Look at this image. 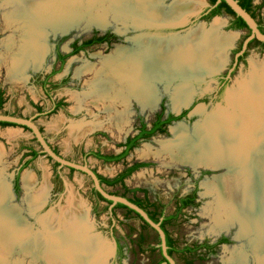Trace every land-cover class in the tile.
Listing matches in <instances>:
<instances>
[{
  "label": "rangeland",
  "instance_id": "1",
  "mask_svg": "<svg viewBox=\"0 0 264 264\" xmlns=\"http://www.w3.org/2000/svg\"><path fill=\"white\" fill-rule=\"evenodd\" d=\"M173 1L161 0V4L167 9ZM190 1L192 6L190 12L205 8L208 2V0ZM6 2L8 0H0V56L4 57L3 62L2 59L0 61V87L4 91V104L0 111L34 117L45 138L60 155L70 161L87 164L105 177L115 175L127 164L146 163L145 166L132 172L125 179V184L129 188H145L149 200L167 205V214L173 212L174 198L177 195L188 193L196 187L198 205L184 209L182 214L167 226L168 232L180 246L193 245L204 239L214 241L221 236L227 237L228 240L219 245L215 253L200 251L196 254H175L174 260L177 264H186V260L191 264H264V259L260 261L262 258L260 259L259 254L251 248L252 236L239 234L237 221L224 225L226 220L213 217L217 213L215 210L218 211L215 203L217 191L209 189L207 184L214 182V177L223 175L225 169L182 162L172 156L175 150L170 146L175 139L171 131L173 127L182 124L192 132V129L208 114L227 106L225 98L228 91L248 77L253 60L261 63L264 80V48L251 46L244 59L239 62L221 96L218 98L213 96L217 86L215 77L230 66L234 57V48L246 35L247 30L230 29L228 22L231 16L222 12L215 17L221 21L219 29L224 35L232 33L234 37L227 46L225 63L221 68L187 80L178 78L169 84L164 80L154 81L156 97L150 99L148 105L142 106L141 102L131 97L125 105L116 100L108 108V100L95 98L93 95H96V92H92L93 85L97 84L95 72L101 67L102 60L112 56L115 51L135 48L138 38L148 37L143 36L141 34L143 32L171 35L176 30L156 27L140 30L138 27L142 24L134 23L132 16L124 19L112 15L106 16L104 25L89 23L87 19H82L71 23L72 25L64 30L46 27L39 41L43 47L41 59L37 63L28 60L29 63L24 66L26 68L23 67L24 71L18 72L17 75L19 73L20 75L16 79H10L12 76L11 73L8 74L10 71L7 64L12 52L8 48L9 36L13 34L19 43L22 30L19 28L16 31L8 24L4 14L11 10V5ZM255 2L258 4L261 0ZM188 18L184 30L172 34V37L184 36L197 28L209 30L215 19L191 23L192 17ZM106 31L116 35V39L111 44H93L77 53H70L71 43L74 40L80 42L93 33L102 34ZM58 52L67 54L63 63L58 59ZM46 76L49 77L47 85L44 86L41 82ZM182 85L189 88L187 102L174 105V96L176 97L178 87ZM204 96H207L208 102L203 101ZM57 102L61 105L53 109ZM161 103L165 108L164 115L168 112L175 114L179 109L187 112L182 118L169 123L165 133H156L137 144L124 161L103 162L91 155L86 157L85 154L89 151H98L102 154L118 152L120 150L118 144L135 132L141 122L150 126L160 110ZM261 115L264 119V112ZM82 127L87 130L75 137L74 133ZM12 133L14 137L11 136ZM163 144H169V147L165 148ZM31 148L40 149L28 129L17 125H0V186L3 183L7 185L10 193L8 205L16 211L22 230L17 247L12 251L8 262L12 264L17 259L19 264H29L28 246L24 247L25 244L28 245L27 229L30 228L29 231L32 233L39 229L46 233L42 229V220L48 213L50 215L53 211L57 212L70 193L73 198L83 203L84 211H87L85 221L90 225L88 236L99 238L108 253L102 258L103 261L106 260L105 264H154L159 259L158 250L151 251L146 246L143 250H139L136 246L140 232L145 236L146 245L148 243L153 245L159 237L154 229L141 227L140 219L128 214L122 207H115L113 211L106 209L107 203L97 199L92 191L91 179L82 172L59 167L43 154L24 165V162L30 158L28 153ZM25 172L30 174L34 181L30 189L31 196L44 183L47 186V196L43 203L41 206L33 207V210L29 202L28 190L22 182ZM17 174L19 187L15 190L13 187ZM103 186L110 193L121 194L123 191L119 185ZM138 195L142 197L143 193ZM127 196L131 197L132 193L128 192ZM116 242L121 246L120 254L116 253ZM43 263V259L37 262V264Z\"/></svg>",
  "mask_w": 264,
  "mask_h": 264
},
{
  "label": "bare ground",
  "instance_id": "2",
  "mask_svg": "<svg viewBox=\"0 0 264 264\" xmlns=\"http://www.w3.org/2000/svg\"><path fill=\"white\" fill-rule=\"evenodd\" d=\"M6 4L11 5V10L4 14L8 24L16 31L22 30L19 43L13 34L9 36L10 79H16L18 72L24 71L28 60L37 63L41 59L43 47L39 41L46 27L64 30L82 19L104 25L108 15L124 19L132 16L138 24L167 23L182 20L192 8L190 0H174L167 9L161 0H8ZM220 25L219 18H215L209 30L197 28L184 36L165 39L138 38L135 48L115 51L102 60L95 72L97 84L94 82L96 85L92 87V92H96L93 96L107 99L108 108L116 100L125 105L131 97L144 106L156 97L154 81L164 80L169 84L178 78L187 80L217 71L225 63L227 46L234 37L232 33H221ZM3 58L0 56V61L3 62ZM261 68V63L253 60L248 77L228 91L226 107L208 114L192 132L182 124L173 127L175 139L173 144L169 143L175 150L172 156L182 162L225 169L223 175L207 184L209 189L217 191L218 211L215 210L213 217L226 220L224 225L237 221L239 234L252 236L251 248L262 258L260 261L264 259V119L261 115L264 80ZM188 96L189 88L178 87L173 104L186 103ZM85 127L77 129L74 136H80L87 130ZM22 182L28 190L25 193L29 195L32 210L41 206L47 196L46 183L31 196L32 176L25 172ZM9 194L7 185L1 184L0 264H11L9 256L22 233L19 217L8 205ZM69 195L57 212L41 219L46 233L40 229L32 233L27 229L28 245H23L28 246L29 264H37L41 259L43 264L103 261L106 249L99 238L88 236L90 225L85 221L87 211L83 203ZM14 261L12 264H19L17 259Z\"/></svg>",
  "mask_w": 264,
  "mask_h": 264
},
{
  "label": "trees",
  "instance_id": "3",
  "mask_svg": "<svg viewBox=\"0 0 264 264\" xmlns=\"http://www.w3.org/2000/svg\"><path fill=\"white\" fill-rule=\"evenodd\" d=\"M237 1L240 4V6L243 9H245L247 12H249L250 15L255 19L256 14L254 13V10L252 9L253 7H252L250 1L249 0H247V1L237 0ZM208 2L210 5L209 7H212L211 8L212 12L207 19H210L213 15L221 14L222 12H225V13L234 17L233 27L238 28V29H248L247 25L243 21V19L241 17L237 16L233 12V10L226 4V2L224 0H221L219 2H216V0H208ZM195 22H196V20H195ZM263 27L264 26L261 23L258 24V28L261 30V32L264 33V29H262ZM247 35L248 34H246L242 37L241 44ZM109 36H110V34H108V33H105V34L100 35V36L94 35L88 39L83 40L79 45H77V41H74L71 44L72 50L70 53L74 54V53H77L78 51H80L82 49H85L86 47L93 45V44H100V43H103L104 41H108ZM241 44H240V46H241ZM256 45H263L264 46V42L258 41L257 39L253 38L252 40H250L248 42L247 47L249 48L251 46H256ZM239 48L236 49V51L239 50ZM243 55L239 56V60L243 57ZM58 56H59V60L61 61V63H63V61L67 57V54H63V55L59 54ZM48 77L49 76H46L44 78V80L41 82L44 86L47 85ZM64 80H62V82ZM60 105H61V103L57 102L56 104H54L53 109L58 108ZM162 115H163V111L156 114V120L154 121V123L152 124V127L150 129L146 130L145 129L146 125L143 124L140 128V132L137 135H135L134 137L126 139L125 143L119 144V145H124V149L120 153H118V154H102L98 151H89L85 154L86 157L91 155L97 159H101L104 162H118V161L124 159L126 157V155H128V153L135 146H137L139 138H148L150 135H154L156 132L165 133L166 127H163V125H167L168 123H170L174 119L182 118V116L185 115V111H183L178 116H174L173 114L169 113L165 120H161ZM0 125L5 126V125H14V124L0 121ZM24 128L27 129V127H24ZM54 151L57 153V151L55 149H54ZM40 154H42L40 152V150H36L34 148H31L29 150V153H28L30 158L24 162V165H27L31 160H33L34 158H36ZM54 163H56V162H54ZM56 164L58 165V163H56ZM145 165H146V163H144V162H134L132 165L125 167L121 172L116 174L114 177L108 178V177H105V176L98 174V173H97V177H98L100 183L103 185H106V186H117V185H119L123 190L122 193L118 194V193L112 192V194L126 197L129 201H131L132 203L136 204L138 207L143 209L147 213V215L149 216V218L151 220H153L154 222L159 224V226L162 228V230L165 233L166 251H167V254L169 256H173L174 254H182V255L191 254V253L194 254L198 249H201V248H209L210 253H213L214 251H216V250H214L215 248H213V247H215V245H217L219 243L225 242L226 241L225 238H219L215 245L208 244L207 240H204L202 243H199V244L198 243H195L193 245L185 244L183 246H180L178 244L177 240L175 238H173L167 230V226L170 225L171 223H173L174 220L179 215L182 214V212H183L182 210L185 207H187V206L196 207L198 205V202H194V198L196 196L194 192L190 195H185L183 197L174 198V204H176V207L171 214H166L165 211H166L167 205L166 204H160L158 202L149 200V198L147 197V190L145 188H129L124 183V178L128 177L132 172H134L138 168L145 166ZM70 170L73 171L72 168H70ZM18 187H19V184H18V174H17L15 176V180H14L15 190H18ZM92 191L96 195V197L99 201H105L107 203L106 209H110L111 211H113V208H115V207H122L126 210V212L128 214H133L140 219L141 227L152 229V227L138 213H136L133 209H131V208H129L126 205L121 204V203H115L109 208L111 201L102 197L99 194V192H97L94 188L92 189ZM128 192L132 193L131 197L127 196ZM138 193H143V196L142 197L139 196ZM116 246H117L116 253L120 254L121 253V246L118 243ZM136 246L139 250H143L144 246H146L147 249H149L151 251L158 250L160 258L154 264H168L166 258L162 255L159 237H157L156 242L153 245H151L149 243L146 245L145 236L140 232L138 235V238L136 240ZM186 264H191V262L190 261L186 262Z\"/></svg>",
  "mask_w": 264,
  "mask_h": 264
},
{
  "label": "water",
  "instance_id": "4",
  "mask_svg": "<svg viewBox=\"0 0 264 264\" xmlns=\"http://www.w3.org/2000/svg\"><path fill=\"white\" fill-rule=\"evenodd\" d=\"M221 0H216V2H219ZM226 4L233 10V12L241 17L243 21L246 23L247 28L249 30V34L245 37V39L242 41L241 49L234 54V60L232 67L229 69V72L232 71L234 66L236 65L238 61V57L246 50L248 42L252 40L253 38L257 39L258 41L264 42V33L260 31V29L257 26L256 20L250 15L249 12H247L245 9H243L237 0H224ZM205 5H209L207 2ZM202 8H198L195 11L188 12L185 17L182 20L174 21V22H167V23H146L142 24L138 28L141 30L142 28H177V30L174 33H177L179 31L184 30V27L186 26L187 22L189 21L188 17H193L196 14L200 12ZM217 17V15H214L211 19ZM144 25V26H143ZM143 36H150L154 37L155 39H165V38H171V35H158L153 33H147L143 32L141 33ZM213 74V73H212ZM196 79V78H195ZM180 109L178 112L175 113V115H178L180 113ZM0 121L12 123L17 126L21 127H27V129L30 131L31 136L35 139V141L38 143L40 147V152L47 156L48 159H50L53 162L58 163L59 167H66L68 169L72 168L73 170H77L79 172H82L86 174L92 181L93 188L99 192V194L104 197L105 199L111 201V204L109 208L115 204V203H121L126 205L127 207L133 209L136 213H138L151 227L154 229L159 236L160 239V247L162 255L166 258L168 264H176L175 260L167 254L166 251V244H165V233L162 230V228L159 226L158 223L154 222L149 218L147 213L138 207L136 204L129 201L126 197L115 195L110 192H108L103 184L100 183L98 177H97V171H94L89 165L87 164H80L78 162L70 161L66 158H64L59 153H56L53 149V147L50 145L48 140L45 138L43 132L40 130L39 126L34 120V117H24L19 115H13L9 113H3L0 111ZM67 187V186H66ZM106 260L102 261L98 264H105Z\"/></svg>",
  "mask_w": 264,
  "mask_h": 264
},
{
  "label": "flooded vegetation",
  "instance_id": "5",
  "mask_svg": "<svg viewBox=\"0 0 264 264\" xmlns=\"http://www.w3.org/2000/svg\"><path fill=\"white\" fill-rule=\"evenodd\" d=\"M242 1H247V0H242ZM250 1V3H251V5H252V9L254 10V13L256 14L255 15V20H256V23H257V26H258V24L259 23H261L263 26H264V0H261V2L260 3H256L255 2V0H249ZM209 3V2H208ZM210 5H206V7L205 8H203V9H201L200 10V12L198 13V14H196L195 16H193L192 18H191V23H196L197 21H199V20H202V21H208L209 19H207L209 16H210V14H211V12H212V7H209ZM216 15H219V14H216ZM214 16V15H213ZM212 16V17H213ZM231 16V15H230ZM211 17V18H212ZM195 20H196V22H195ZM233 20H234V17L233 16H231L230 17V20H229V22H228V27L230 28V29H236V30H238V28H235V27H233ZM168 29H170V30H177V28H168ZM262 29H264V27L262 28ZM247 30V33L246 34H249V30L248 29H246ZM261 31V30H260ZM105 33H108V34H110V36H109V38H108V41H104L103 43H106V44H111L115 39H116V35L114 34V33H112L111 31H106V32H104V33H102V34H99V33H93L90 37H92V36H100V35H103V34H105ZM89 37V38H90ZM88 39V38H87ZM245 39V38H244ZM85 40V39H84ZM242 40V39H241ZM241 40L240 41H238V43H237V45L235 46V48H234V54L236 53V52H238L240 49H241V46H240V44H241ZM75 41V40H74ZM73 41V42H74ZM83 41V40H82ZM82 41H77V45H79ZM72 42V43H73ZM71 43V44H72ZM100 44H102V43H100ZM242 45V44H241ZM92 46V45H91ZM240 47V48H239ZM239 48V50H237L236 51V49H238ZM250 48V47H249ZM249 48L247 47L246 48V50L241 54V55H243V57L239 60V57H238V61H237V63H236V65L234 66V68L232 69V71H230L229 72V69L232 67V64H233V60H234V57H233V60L231 61V64H230V66L224 71V72H222L221 74H219L218 76H216L215 77V79H216V82H217V86H216V89H215V91H214V94H213V96H215L214 98H218V97H220L221 96V94L224 92V89L226 88V86H227V84L230 82V80H231V78H232V75H233V73H234V71H235V69L237 68V66H238V64H239V62L241 61V60H243L244 59V57H245V55H246V53H247V51L249 50ZM256 48H264V46L263 45H256ZM71 50H72V46H71ZM71 50H70V52H71ZM63 55V54H61V53H59L58 52V55ZM58 59H59V56H58ZM60 61V60H59ZM60 63H61V61H60ZM64 79V78H63ZM203 101L204 102H208V99H207V96H204L203 97ZM4 104V91H3V88L2 87H0V110H1V106ZM161 111H163V115H162V117H161V120H165L166 118H167V115L169 114V113H171V114H173L172 112H168V113H166V115H164V112H165V108H164V106H163V104L161 103V107H160V110L157 112V113H160ZM183 111H185V114H186V112H187V110H181L180 111V113L178 114V115H180ZM3 113H9V112H7V111H3ZM10 114V113H9ZM13 115H15V114H13ZM174 116H178V115H175V114H173ZM185 116V115H184ZM183 117V116H182ZM156 120V115H155V118L153 119V121L151 122V124H150V126H147L144 122H141L140 124H139V126H138V128L136 129V131L135 132H133L131 135H128V136H126L125 137V139L123 140V141H121L119 144H122V143H125L126 142V139H128V138H131V137H134L135 135H137L139 132H140V128H141V126L143 125V124H145L146 125V127H145V129L146 130H148V129H150L151 127H152V124L154 123V121ZM174 120H176V119H174ZM174 120H172L171 122H173ZM170 122V123H171ZM169 124V123H168ZM167 124V125H168ZM167 125H163V127H167ZM24 128V127H23ZM156 133H158V132H156ZM155 133V134H156ZM152 135H150L149 137H151ZM148 137V138H149ZM148 138H139L138 139V143L137 144H139L140 142H142V141H144V140H147ZM118 144V145H119ZM119 148H120V150L118 151V152H116V153H114V154H118V153H120L123 149H124V145H119ZM54 149V148H53ZM58 153V152H57ZM127 156V155H126ZM125 159V158H124ZM124 159H122V160H120V161H124ZM99 160H101V159H99ZM104 162V161H103ZM119 162V161H118ZM134 163V162H133ZM133 163H130V164H127V165H125L119 172H121L125 167H127V166H130V165H132ZM95 171V170H94ZM118 172V173H119ZM118 173H116V174H118ZM99 174V173H98ZM115 174V175H116ZM115 175H113V176H111V177H114ZM111 177H108V178H111ZM127 178V177H126ZM126 178H124V183H125V179ZM14 188V187H13ZM15 189V188H14ZM195 193V198H194V202H198V199H197V191H196V187H194L193 189H191L188 193H185V194H183V195H177L175 198H178V197H183V196H185V195H190V194H192V193ZM159 203V202H158ZM160 204H162V203H160ZM175 207H176V204H174V207H173V209H175ZM189 207H191V208H193V206H187V207H185L184 209H186V208H189ZM183 209V210H184ZM182 210V211H183ZM165 213H166V211H165ZM167 214V213H166ZM171 214V213H170ZM219 238H225L226 239V241L225 242H227V237H225V236H221V237H219ZM219 238H217V239H215L214 241H210V240H208V239H204V240H207V243L208 244H212V245H215L216 244V242H217V240L219 239ZM204 240H202L201 242H197L198 244L199 243H202ZM225 242H222V243H225ZM222 243H219V244H217V245H215V247H213V248H215L214 250H216L217 249V247L219 246V245H221ZM209 248H201V249H198L196 252H195V254L196 253H198V252H200V251H204V252H206V253H210L209 252ZM214 253V252H213ZM173 259H174V257H175V254L173 255V256H171ZM160 258V257H159ZM185 262H187V260L185 261ZM175 263L177 264V262L175 261Z\"/></svg>",
  "mask_w": 264,
  "mask_h": 264
}]
</instances>
